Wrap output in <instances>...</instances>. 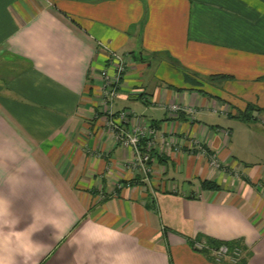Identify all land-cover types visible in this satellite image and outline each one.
<instances>
[{
  "label": "crops",
  "instance_id": "0c3cea01",
  "mask_svg": "<svg viewBox=\"0 0 264 264\" xmlns=\"http://www.w3.org/2000/svg\"><path fill=\"white\" fill-rule=\"evenodd\" d=\"M111 53L151 172L106 127ZM199 239L264 264V0H0V264H231Z\"/></svg>",
  "mask_w": 264,
  "mask_h": 264
},
{
  "label": "built area",
  "instance_id": "2783aa9c",
  "mask_svg": "<svg viewBox=\"0 0 264 264\" xmlns=\"http://www.w3.org/2000/svg\"><path fill=\"white\" fill-rule=\"evenodd\" d=\"M126 71V58L110 54L108 66L105 67L99 75L102 83L100 94V106L102 113L105 114V124L107 129L113 135L114 140L121 147L130 149L132 153V165L134 168H140L144 173L151 169L147 167V163L151 162V152L156 147V129L151 124L140 120L133 112L121 110L112 112L113 101L118 96L120 82ZM173 116L179 112H186L193 115L194 110L187 107H181L173 104L167 109ZM162 135H160L161 137ZM172 142H164V146L170 150ZM210 165L213 169L218 167L216 157H211ZM196 250L208 249L204 243H194ZM211 257L216 263L227 261L236 264L242 256L239 248H234L230 253L228 247L221 245L215 249H209Z\"/></svg>",
  "mask_w": 264,
  "mask_h": 264
},
{
  "label": "trees",
  "instance_id": "16d2710c",
  "mask_svg": "<svg viewBox=\"0 0 264 264\" xmlns=\"http://www.w3.org/2000/svg\"><path fill=\"white\" fill-rule=\"evenodd\" d=\"M213 78L214 79H224V77H222V76H213ZM212 78V79H213ZM250 111H252V108L249 106L246 110H245V112L244 113H242V114H240L239 116H238V118L239 119H241L242 121H244V122H249L250 121V116H251V113H250ZM201 187H202V189H204V190H218L219 189V186L215 183V182H212V181H202L201 182ZM199 242H201V243H204L205 244V246L208 248V249H205V250H201L200 252H205L209 257H211V253H210V251H209V249H215V248H217V247H219V246H221V245H225V246H227L228 247V250H229V252L231 253L232 252V250L234 249V248H236L235 246H237V244H235V243H232V244H224L223 242H220V241H217V240H214V239H199ZM237 248H239V247H237ZM240 250H241V248H239ZM241 252H242V250H241ZM243 253V252H242ZM241 253V254H242ZM212 258V257H211ZM241 258H242V256H241ZM240 258V260L238 261L240 264L242 263V259ZM213 259V258H212ZM224 262V261H223Z\"/></svg>",
  "mask_w": 264,
  "mask_h": 264
},
{
  "label": "rangeland",
  "instance_id": "374dc122",
  "mask_svg": "<svg viewBox=\"0 0 264 264\" xmlns=\"http://www.w3.org/2000/svg\"><path fill=\"white\" fill-rule=\"evenodd\" d=\"M150 71H147L146 69H142V72L140 71V73H141V75H143V76H141V77H145V79L146 78H150L151 77V72L149 73ZM149 74V75H148Z\"/></svg>",
  "mask_w": 264,
  "mask_h": 264
}]
</instances>
